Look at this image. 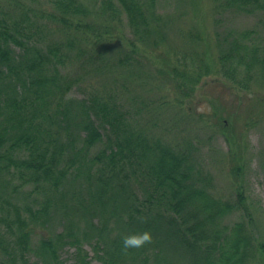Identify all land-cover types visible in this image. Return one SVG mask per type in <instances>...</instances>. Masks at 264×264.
Instances as JSON below:
<instances>
[{
	"label": "trees",
	"instance_id": "1",
	"mask_svg": "<svg viewBox=\"0 0 264 264\" xmlns=\"http://www.w3.org/2000/svg\"><path fill=\"white\" fill-rule=\"evenodd\" d=\"M159 2H0V264H264L242 147L217 155L235 177L225 197L202 159L218 132L234 144L232 116L215 109L191 129L186 106L203 79H223L263 114L264 0H202L256 18L225 32L210 11L215 50L197 27L187 39L201 46L177 48L167 37L176 15ZM144 230L150 242L124 248Z\"/></svg>",
	"mask_w": 264,
	"mask_h": 264
},
{
	"label": "rangeland",
	"instance_id": "2",
	"mask_svg": "<svg viewBox=\"0 0 264 264\" xmlns=\"http://www.w3.org/2000/svg\"><path fill=\"white\" fill-rule=\"evenodd\" d=\"M30 1L31 3H35L40 0ZM0 2H2V0H0ZM157 4L158 12L161 13V15H164V17L165 15H168L172 18L176 15L174 27H172L171 24H168V26L171 25V27L169 26L167 28V37L177 48L195 50L201 46L200 43V45H196L187 39V30L190 31L189 29L191 27H197L200 31L202 40H205L203 47L206 49L207 44H209L210 50L216 49L212 42L211 17L213 18V15L212 13L210 14V11H213L214 13V9H211L212 4L210 10L208 3H202V0H196V2H192L191 0H160ZM214 17L220 18L223 21V23H218L217 29H225V32L250 28L256 23V18H237V16L224 13V11L214 13ZM191 18H194V20L191 21ZM177 25L180 28L178 30L179 32L175 30ZM210 28L211 33L209 34ZM117 29L118 30L116 31L120 32L121 27H118ZM125 31L126 34H128L127 28H125ZM118 32H115L116 35ZM210 50L208 52H210ZM153 55L154 54L150 53L148 58L150 59ZM195 57L196 56H194V58ZM150 63L154 68L159 65L154 59ZM222 80L223 79L210 81L209 79H203L202 83L205 81V85L200 84V82L197 84L196 89L192 92V96L189 99L191 101L186 104L188 112L195 114L194 118H189L190 122L188 123L190 124V128L193 129L192 124L198 125L200 119L208 116L210 117L215 109L221 111L222 115L226 114L225 112L231 114L233 131L237 137L234 140V144L229 143L225 136L218 132L215 140L212 142V152H208L207 144H205V149L202 148V159L204 161L207 159V164L214 176V186L216 191L219 195L225 197V195L233 193L232 185L235 181V177L228 171L229 167H226L217 155L226 154L228 153V150H231L232 148L237 152V146H235V144H238L239 148L242 147L239 154L244 160L243 166L245 167L244 172L242 173V178L244 181L245 192L248 197L247 202L250 208V215L252 216V227L256 232L259 241L264 242V112L263 114L257 112L258 109L256 107V102L255 104H250L251 94L238 89H233L228 83ZM260 86L263 87L264 85L260 84ZM262 90L264 91V89ZM165 91L171 92L172 104L183 105V112L186 113L187 110L185 111V103L180 104L172 98L173 92L176 93V95H178V92L171 89L170 86H168ZM69 94L74 98L84 97L82 91L79 89H72ZM261 110L264 111V109ZM251 111L252 113L254 112L257 117L252 116L251 118ZM199 115H203L204 117H199ZM158 120L162 119L158 118ZM183 121L185 123V120ZM250 121H252V124L247 125ZM162 122L164 123L166 121L163 120ZM217 131H219V129H217ZM239 132H242V135L240 134L238 137ZM235 156H238V153ZM228 160L229 159L226 158V163H230ZM239 218L238 214H232L225 219L228 223H233L234 221H238ZM85 247L88 250L89 256H92L93 252L91 247L88 245ZM72 250L73 249L65 250L62 254L63 258L71 257ZM30 261L32 262L34 260L31 259ZM250 264H260V262H251Z\"/></svg>",
	"mask_w": 264,
	"mask_h": 264
},
{
	"label": "clouds",
	"instance_id": "3",
	"mask_svg": "<svg viewBox=\"0 0 264 264\" xmlns=\"http://www.w3.org/2000/svg\"><path fill=\"white\" fill-rule=\"evenodd\" d=\"M150 230L130 232L123 237V245L125 249L140 248L152 240Z\"/></svg>",
	"mask_w": 264,
	"mask_h": 264
}]
</instances>
